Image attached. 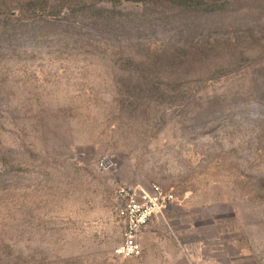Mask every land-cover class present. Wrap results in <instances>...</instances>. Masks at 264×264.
I'll return each mask as SVG.
<instances>
[{"label":"rangeland","instance_id":"1","mask_svg":"<svg viewBox=\"0 0 264 264\" xmlns=\"http://www.w3.org/2000/svg\"><path fill=\"white\" fill-rule=\"evenodd\" d=\"M152 184L174 201L120 257L115 190ZM158 239L264 264V0H0V264Z\"/></svg>","mask_w":264,"mask_h":264},{"label":"built area","instance_id":"2","mask_svg":"<svg viewBox=\"0 0 264 264\" xmlns=\"http://www.w3.org/2000/svg\"><path fill=\"white\" fill-rule=\"evenodd\" d=\"M117 214L124 224L123 241L115 248V254L123 258L142 255L140 241L142 227L154 217L162 215L173 203L174 194L159 184L149 187L119 186L114 195Z\"/></svg>","mask_w":264,"mask_h":264},{"label":"crops","instance_id":"3","mask_svg":"<svg viewBox=\"0 0 264 264\" xmlns=\"http://www.w3.org/2000/svg\"><path fill=\"white\" fill-rule=\"evenodd\" d=\"M170 241L167 240H159L158 239V251H160L161 253H164L165 255L163 257H165L167 260V264H175V259L176 258H183L182 255H178V254H174L172 255L171 253H169L171 250L168 249L169 246H175V244L173 243H169ZM171 259V260H170ZM177 259V260H178ZM185 259V258H183ZM179 261V260H178ZM177 262V261H176ZM181 262V261H179ZM186 261L183 260V262L181 264H184ZM188 264V263H187Z\"/></svg>","mask_w":264,"mask_h":264}]
</instances>
